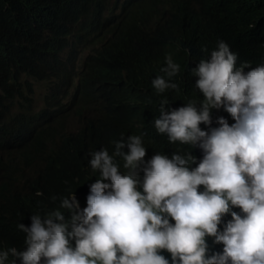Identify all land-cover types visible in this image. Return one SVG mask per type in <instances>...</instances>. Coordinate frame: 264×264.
<instances>
[{
	"label": "trees",
	"instance_id": "trees-1",
	"mask_svg": "<svg viewBox=\"0 0 264 264\" xmlns=\"http://www.w3.org/2000/svg\"><path fill=\"white\" fill-rule=\"evenodd\" d=\"M191 2L200 18L188 11ZM162 9L180 27L177 39L160 23ZM219 41L237 54V67L264 63V0H0V250H24L26 233L18 225L30 226L31 215L58 209L60 188L86 191L88 178H100L90 152L114 153L113 142L132 135L142 137L145 163L168 152V137L154 127L160 102L167 99L166 111L201 104L192 70ZM168 55L180 66L171 78L161 72ZM157 76L178 90L158 94L152 87ZM30 79L45 83L43 106L35 111ZM220 117L235 123L223 110L212 128ZM187 146L178 152L189 154ZM115 160L126 174L122 158ZM201 160L195 157L189 167ZM143 178L140 172L141 184ZM231 219L226 215L219 229ZM207 243L209 254L223 251L212 237ZM160 254L171 264L170 253Z\"/></svg>",
	"mask_w": 264,
	"mask_h": 264
},
{
	"label": "clouds",
	"instance_id": "clouds-1",
	"mask_svg": "<svg viewBox=\"0 0 264 264\" xmlns=\"http://www.w3.org/2000/svg\"><path fill=\"white\" fill-rule=\"evenodd\" d=\"M186 7L199 17L194 3ZM158 17L176 38L180 27L168 12L162 9ZM201 50L208 52L206 46ZM237 59L219 41L210 57L192 70L204 97L201 104L189 101L166 111L167 99L160 102L154 127L168 137V152L145 163L146 148L137 135L114 141V153L90 152V166L100 178H88L83 185L89 195L79 188H60L59 208L43 217L31 215L30 226L20 223L26 246L23 251L0 250V264H170L162 251L171 254V264H264V63L237 67ZM166 64L161 72L167 77L180 71L171 55ZM152 87L158 94L178 90L164 76L153 79ZM213 109L217 113L212 116ZM223 110L235 123L230 126L220 117L219 127L212 128V118ZM181 144L188 145L189 154L178 152ZM192 155L202 158L195 168L189 167L195 163ZM116 157L124 161L126 174H121ZM228 214L232 219L221 231ZM208 237L222 244L223 251L209 254Z\"/></svg>",
	"mask_w": 264,
	"mask_h": 264
},
{
	"label": "rangeland",
	"instance_id": "rangeland-1",
	"mask_svg": "<svg viewBox=\"0 0 264 264\" xmlns=\"http://www.w3.org/2000/svg\"><path fill=\"white\" fill-rule=\"evenodd\" d=\"M30 81L33 82V86H34V94H33V98H34V110H38L43 106V101H42V96H43V92L45 89V83L43 82H38L35 80H31Z\"/></svg>",
	"mask_w": 264,
	"mask_h": 264
}]
</instances>
